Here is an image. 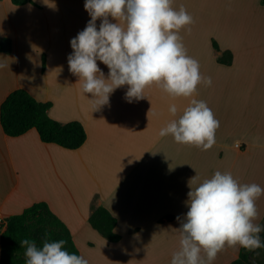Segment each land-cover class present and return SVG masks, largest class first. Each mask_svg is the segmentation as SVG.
I'll list each match as a JSON object with an SVG mask.
<instances>
[{
    "label": "crops",
    "instance_id": "0c3cea01",
    "mask_svg": "<svg viewBox=\"0 0 264 264\" xmlns=\"http://www.w3.org/2000/svg\"><path fill=\"white\" fill-rule=\"evenodd\" d=\"M33 1L19 6L0 1V38L12 43L10 53H0V107L12 91L25 89L52 103L53 119L81 122L87 138L80 148L68 150L43 143L35 129L8 137L0 123V221L46 202L70 229L88 264H171L180 247L176 217L188 211L190 187L221 171L238 183L264 188L261 0H173L174 9L183 5L193 17L178 34L211 85L201 83L193 97L174 98L153 84L144 99L131 102L125 85L99 108L67 61L71 39L91 19L85 0ZM225 52L232 53L231 64L219 61ZM97 63L107 78L109 69ZM193 98L205 101L220 124L208 150L159 135ZM173 104L176 116L169 111ZM95 199L117 219L119 242L107 241L91 226ZM256 206L254 222L262 226L264 194ZM240 250L226 246L212 264H231Z\"/></svg>",
    "mask_w": 264,
    "mask_h": 264
},
{
    "label": "clouds",
    "instance_id": "9594fccd",
    "mask_svg": "<svg viewBox=\"0 0 264 264\" xmlns=\"http://www.w3.org/2000/svg\"><path fill=\"white\" fill-rule=\"evenodd\" d=\"M172 3L85 0L84 9L91 19L71 39L73 52L67 61L69 71L79 77L82 91L91 94L97 108L107 104L110 94L125 85L128 102L144 99V90L153 84L174 98L193 97L198 85H211V78L201 75L199 62L187 54L178 34L193 23V17L183 5L176 10ZM97 61L109 69L107 78ZM169 111L176 116V105H171ZM219 126L206 102L193 98L159 135H171L177 143L208 150L216 142ZM262 194L264 188L258 184L238 183L230 172L221 171L195 189L190 187L188 211L183 218L176 217L180 221V247L171 264H212L226 246L238 245L248 251L264 248L259 235L264 227L254 222L259 216L256 201ZM48 236L46 232L42 246L29 238L20 241L25 264H88L83 256L66 250L65 240L50 241Z\"/></svg>",
    "mask_w": 264,
    "mask_h": 264
},
{
    "label": "trees",
    "instance_id": "16d2710c",
    "mask_svg": "<svg viewBox=\"0 0 264 264\" xmlns=\"http://www.w3.org/2000/svg\"><path fill=\"white\" fill-rule=\"evenodd\" d=\"M1 1V0H0ZM14 5L33 4V0H11ZM264 5V0H261ZM214 47L219 50L214 42ZM10 40L0 38V53H10ZM224 64L232 63V53L225 52L219 59ZM45 57L43 58V70ZM51 102L37 100L29 91L16 89L3 101L0 107V123L6 136L19 137L31 129H35L40 139L46 144H55L64 149L76 150L87 138L84 126L79 121L59 122L49 115ZM92 205L89 218L91 226L107 241L116 243L121 236L115 232L117 219L102 205ZM50 241L65 240V248L70 253L80 255L67 225L51 210L46 202H36L25 208L21 213L0 221V263L25 264L24 251L20 241L24 238L35 240L42 246L45 233ZM264 239V231L260 234ZM256 250L248 251L241 247L240 255L231 264H261L253 259Z\"/></svg>",
    "mask_w": 264,
    "mask_h": 264
},
{
    "label": "rangeland",
    "instance_id": "374dc122",
    "mask_svg": "<svg viewBox=\"0 0 264 264\" xmlns=\"http://www.w3.org/2000/svg\"><path fill=\"white\" fill-rule=\"evenodd\" d=\"M264 227V224L262 225ZM264 242V239H261ZM253 259L261 264H264V248L256 249Z\"/></svg>",
    "mask_w": 264,
    "mask_h": 264
}]
</instances>
